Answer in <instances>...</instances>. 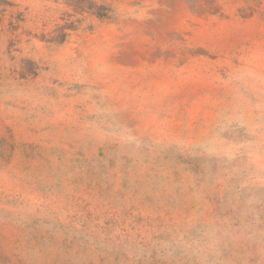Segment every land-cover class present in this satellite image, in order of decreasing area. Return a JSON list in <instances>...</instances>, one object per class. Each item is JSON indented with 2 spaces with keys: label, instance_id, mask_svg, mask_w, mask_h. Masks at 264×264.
I'll list each match as a JSON object with an SVG mask.
<instances>
[{
  "label": "rangeland",
  "instance_id": "1",
  "mask_svg": "<svg viewBox=\"0 0 264 264\" xmlns=\"http://www.w3.org/2000/svg\"><path fill=\"white\" fill-rule=\"evenodd\" d=\"M0 264H264V0H0Z\"/></svg>",
  "mask_w": 264,
  "mask_h": 264
}]
</instances>
